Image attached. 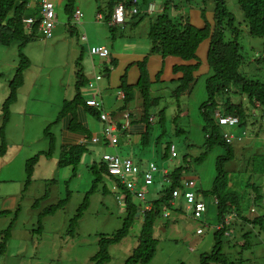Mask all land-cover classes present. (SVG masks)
<instances>
[{
  "label": "rangeland",
  "instance_id": "obj_1",
  "mask_svg": "<svg viewBox=\"0 0 264 264\" xmlns=\"http://www.w3.org/2000/svg\"><path fill=\"white\" fill-rule=\"evenodd\" d=\"M50 1L54 4L56 15L52 38L46 40L35 35V38L23 49L22 53L29 61V67L24 71V85L18 91L20 95L11 114L12 128L15 124L20 127L21 132L24 126L25 149L23 152L27 153L28 158L40 151H48V140L43 130L57 119L56 115L61 108L62 100L74 86L76 73L81 70V75L86 78L92 70V63L96 64L102 60L90 57L86 47L80 41V36L87 33L90 38H100V41L103 40L109 48L117 50L119 40H123L122 36L125 37L133 28L132 25H128L124 30L125 24L110 28L103 16L100 21H97L98 4L95 0H75L74 7L83 14L81 24H76L73 16L70 20L68 19L64 12L63 0ZM150 1L157 7L167 2V0ZM171 1L175 5H179L180 1L186 3L185 0ZM188 1L181 11L188 17L191 16L192 21H196V24L191 21L192 24L201 27L199 16L192 10L197 7L214 8L215 0ZM104 2L105 0H102L100 3L104 5ZM224 4L226 10L234 18V26L239 29V52L244 58L239 68L240 73L264 82V63L258 61L262 54L263 39L248 34L247 25L237 0H224ZM170 5L169 3V9H171ZM138 9L140 14H144L143 7H138ZM157 12L158 8L152 15H142L140 19L133 18L135 25H139L135 32L141 34L142 29L154 20ZM195 12L198 13V11ZM229 32L230 30L225 32L226 39L230 37ZM106 37L110 40H105ZM200 47L201 45L198 48V51L200 50L198 57L203 62L205 58ZM19 61L16 43L9 47L0 46V95L7 92L6 97L8 96L9 82L15 75ZM207 71L196 76L197 80L192 93L189 96L180 97L178 101L170 95V89L173 86L168 90L162 89L163 91L156 90L160 86L151 88L153 95L161 97L158 108L150 110V113L155 115V121L151 124L149 141L140 148L134 147L131 155L132 159L143 167L152 161L159 169V172L154 175V184L149 188H144L146 201L156 197L151 191L160 186L157 177H161L162 170L171 171L174 168L186 166L184 177L194 178L196 188L207 190L212 186L216 176L217 161L227 154V150L224 146L216 144L206 151L204 145L205 133L202 127L205 124V117L201 106L207 102L205 84L206 78L210 75L208 69ZM98 73L103 78V69L98 70ZM238 91V88L231 87L223 96H215L216 104L219 106L223 98L224 100L229 98L232 103H240L245 111L250 113L246 97L240 96ZM205 108L207 112H212L211 118L214 120L213 111H221L218 107L214 109L211 103H208ZM162 109H164L163 121L159 124V111ZM253 110H255L254 115L248 117L245 124L238 125L231 130L227 127H217L220 135L225 131L236 135L242 132L239 129L246 131V137L242 142L231 144L233 157L222 161L223 169L228 172L233 189L243 197L249 191L250 186L247 185L249 183L261 185L263 189L261 191L259 189L257 193L264 192V140H262L264 139V111ZM59 125V123L54 124L49 130L55 134L57 139L59 138ZM176 129L179 132L175 134ZM98 138L101 139L102 135ZM249 141L252 143L247 147ZM168 142L175 146L177 157L174 159H170L168 152L165 156ZM9 145H11L10 141ZM99 146V144L87 146L88 151L82 157L83 161L73 177H71L70 167L58 168V158L40 157L34 165L30 181L19 184L21 186L17 202L19 209L16 207L17 209L11 215L8 213L0 215V231L5 230L12 223L11 236L5 253L0 257V264H92L90 259L98 251L99 236L115 233L122 227L126 217L124 204L116 199L118 194L112 187L113 178L103 175L101 182L94 185L90 192L94 179L90 168L94 162L98 163L101 160L104 152L110 151L104 146ZM118 147H120L119 144ZM201 154H204L203 159L195 162L194 160ZM185 156L189 161L184 162ZM164 186L166 187L165 184ZM0 188L1 191L13 190L12 187ZM86 196H88V207L74 232L68 233L69 221ZM179 199L175 208L168 210L170 214L168 218H164L162 214L156 221L153 234L157 240V247L148 264H200V255L210 253L213 248V227L217 224L213 198H205L207 211L200 221L192 219L190 212L186 210L184 201ZM260 199L255 205L251 204L248 199L243 201L242 207L245 212L248 211L247 217L250 219L255 216L264 217V195ZM62 200H65L62 209L38 221L39 213ZM135 203L141 206L144 204L138 200H135ZM250 206L256 212L252 216L249 215ZM203 221H206L210 227L203 228ZM140 222V219H136L127 236L109 247L110 259L106 264L125 263L138 245ZM198 229H203V233L197 234ZM229 233L231 237L223 239V251L228 255L232 264H264V225L263 228L258 226L251 228L236 223L231 226ZM245 233L248 234L247 240L250 244L243 249L241 246L245 239L242 234Z\"/></svg>",
  "mask_w": 264,
  "mask_h": 264
},
{
  "label": "trees",
  "instance_id": "obj_2",
  "mask_svg": "<svg viewBox=\"0 0 264 264\" xmlns=\"http://www.w3.org/2000/svg\"><path fill=\"white\" fill-rule=\"evenodd\" d=\"M95 1L98 4L97 13H100L107 23L117 4L122 3L126 8H129L133 0H105L104 5L100 3L102 0ZM142 1L145 0H141V2ZM185 1L186 3L180 1L179 5H175L171 0H167L163 5V9L160 12H157L154 20L150 21L147 33V38L150 42L149 54L159 55L162 58L168 56L176 57L183 62L182 65L173 67V72L180 73L181 77L177 80H172L171 83L173 88L169 87L171 88L170 95L178 101L180 97L189 96L192 93L197 80L195 73L200 67V61L197 58V51L204 41H209L206 63L210 75L206 78L205 84L207 102L201 106L205 117V124L202 127V130L205 133L204 145L206 151L210 150L216 144L224 146L227 150V154L219 158L217 161L215 167L216 176L210 189H198L196 188L197 184L195 183L193 192L196 195L199 194L197 199L204 203L205 198H213V204L216 206L217 224L222 223L224 218L231 213H235L238 220L231 221L221 230L213 229V248L210 253L200 255V264H232L228 255L223 251V239L224 237L229 238L225 234L229 232L231 226L237 223V221H241L240 224L250 226L251 228L254 226L263 228L264 217L255 216L253 219L246 218L242 214V203L245 199H248L251 204L255 205L261 200L260 197L264 195V192L261 194L257 193L259 189L260 191L263 189L262 186L257 185V183L247 184L250 187L245 197H243L242 194H237L233 189V184L231 183L228 172L223 169L222 163L224 159H231L233 157L234 152L232 145L224 142L222 135L217 131L219 125L217 121L215 122L216 119L214 120L211 118L212 112H207L205 106L208 103H211L214 109L215 107L221 108L220 113L222 115L236 116L239 120V125L245 124L247 118L254 115L255 110L253 109L264 111V82L251 79L239 71V68L244 61V58L239 52V29L234 26V18L231 13L226 10L224 0H215V6L213 8V24L205 22V25L202 28L191 24L189 18L182 14L181 8L189 2L188 0ZM141 2H139V4H141ZM63 3L64 12L70 20L75 10V0H63ZM169 3L171 4V9L168 7ZM30 4V0H0V46L9 47L13 43H16L18 56L20 58L15 75L9 82L8 96L5 98L1 106L0 158L3 157L7 151L5 129L10 117V107L16 101L17 93L24 83V71L29 67V61L25 58L22 51L25 46L35 38V35H40L38 32L40 22L39 8H32ZM237 4L246 22L248 34L252 37L263 39L262 54L258 61L264 63V0H237ZM205 12V9L201 8V16L203 18ZM141 16L142 14L140 13L133 15L134 18L137 17L139 19ZM27 18H32L34 21L31 28L28 29L25 28L23 22V20ZM226 30H230V37L228 39L225 38ZM146 65L147 58H144L137 64L139 76L135 85L126 83V74L121 77L120 84V89L125 95L120 111H124L130 103L134 102L136 97L141 102L139 121L145 126V131L141 136L142 145H145L149 141V135L152 129L149 118L155 116L150 113V110L152 108H158V104L161 100V97L153 95V92H151L153 84L161 83V71L158 72L154 81L151 82ZM104 71L105 73H109L108 68ZM87 84L88 79L81 75L80 70L76 73L73 97L62 101L57 119L53 123L47 125L43 130V134L48 140V151L39 152L25 161V182L28 183L30 181L34 165L37 164L39 158L41 156L50 158L53 154L56 139L55 135L49 131L52 125L59 123L68 115L70 117L68 130L71 132H85V128H83V126L77 121L76 111L78 107H83L91 114L96 115L99 119V111L95 108L88 107L85 104L83 92L84 89L87 88ZM231 87L238 88L240 96L244 95L246 97L250 106V113L246 112L245 108L240 103L234 104L229 98L225 100L223 98V101L219 106L216 104L215 96H223L231 89ZM160 90L162 89L159 88L158 91ZM216 111L217 110H215V112ZM215 112L213 111V113ZM163 113L164 109L159 111V124L163 121ZM177 132L179 131L176 129L175 134ZM171 145L174 146L171 142L166 144L165 156H167L168 152L170 157L169 149ZM84 153L85 148L80 144L65 148L63 147L59 153L57 164L59 167H70L72 172L71 177H73L76 175ZM203 155L204 154H201L194 161H201ZM183 160L184 162L189 161L186 160V156ZM186 168V166H180L168 172L167 177L169 179V184H166V187L164 186L158 199L149 201L151 202L152 207L149 211H144L143 213L141 212L142 206L135 203L132 195L122 185L117 184V188L115 189L116 194H118L117 196L121 195L122 197L121 203L124 204L126 217L123 221L122 227L115 233L99 236L97 241L98 251L90 259L92 264H106L109 261V247L119 243L127 236L136 219L141 220L138 234V245L133 249L124 264H148L151 261L157 247V240L153 234L157 219L162 216L164 210L168 211L169 209L174 208L170 205L172 191L178 189L182 193L184 191V182L187 180H194V178L189 179L184 177ZM90 170L94 176L90 192H92L94 185L101 182L103 175L111 178L107 174L106 166L101 160L98 163L94 162ZM64 204L65 200H62L55 205L48 206L39 213L38 221L43 217L54 215L58 210L64 207ZM35 205H37L36 202ZM87 207L88 196L84 198L82 204L77 208L76 213L70 219L68 233L74 232L75 227L81 220ZM169 216L170 214L168 217ZM203 222L207 227L204 226ZM203 222V228L210 227L206 221ZM11 228L12 223L9 224L5 230L0 231V257L6 251L11 236ZM242 235L245 241L241 247L245 249L250 243L247 240L248 234L245 233Z\"/></svg>",
  "mask_w": 264,
  "mask_h": 264
},
{
  "label": "crops",
  "instance_id": "obj_3",
  "mask_svg": "<svg viewBox=\"0 0 264 264\" xmlns=\"http://www.w3.org/2000/svg\"><path fill=\"white\" fill-rule=\"evenodd\" d=\"M136 2H137L138 7H143V11H146L148 5L152 4L154 6L155 11L158 8V12H160L163 9V5H164L163 4L162 6L157 7L150 0H148V1L145 0L142 2H141V0H136ZM139 2H141V4H139ZM30 6L32 8L37 7L33 3H31ZM155 11L153 13H155ZM192 11L199 16L198 20H199V23L201 25V27L198 26L199 28H202L205 25V22H207L208 24H213V7H206L205 8L206 12H205L204 18L201 16V8L200 7H197V9H193ZM195 11H198V13H196ZM152 14H147V15H152ZM182 14L185 17H188L183 12H182ZM133 18H134L133 15L132 16L129 15L126 17L125 23H124L125 24L124 30L127 28L128 25H132L133 28L130 30V32L127 33V35L125 37L120 34L122 36L123 40H119V42H118L119 47L117 50L109 48L107 45H105L103 40L100 41V38H98V39H95V37L90 38L89 35H87V33L86 34L84 33V35L86 36V39H87L86 42H82L83 45L86 47L87 51H88L89 46H104V47L109 49L110 58L108 60H104V61L99 60L96 64L92 63V67H91L92 70H91V72H89V75L86 77L88 79V82H89L90 80L93 79V76L95 74H97L98 70L103 69V72H104L103 78H105V79L102 78L97 83V91L98 92L96 90H94V92H92V91L88 90L87 88H85L83 93H84V99L85 100L89 99L92 94H96L97 100L99 102H101V108H100V110H98L99 113L101 111L105 112L108 115V122L111 125H114L116 128V133L118 135L117 145H115V147H113L110 144H108L107 141L104 140L103 137L101 139H99L98 137H100L102 135L103 124L96 117V115L91 114L89 111L85 110L83 107H78L77 111H76L77 121L79 124H81L83 126V128H85V132H78V131L77 132H71V131H69L68 125H69L70 117L68 115L65 116L59 122V124H60L59 125V133H58L59 138L57 139L55 136V139H56L55 148H54L53 154L50 158H52V157L58 158L59 153L61 152L63 147L65 148V147L80 144V145H82V147L85 148V152H87L88 151L87 150L88 145H90V144L98 145L99 144L100 145L99 147L104 146L105 148L110 150V151H106L104 153L116 154L120 158H129L134 162V164L137 165V167L141 171H143L147 168V166L143 167L140 163H136L135 160H133L131 157L132 150H134V147L140 148L142 146L141 136L145 131V126L142 122L139 121V116L141 114V109H140L141 102L137 97L134 100L133 104L130 103L124 111H120V108L123 105L124 99L121 100L116 95V93L118 90L122 91L120 89L121 77L124 74H126V77H127L126 83L130 84V85H135L137 83V79L139 76L137 64L139 62H141L144 58H147L146 67H147L149 76L151 78V82L154 81L158 72L161 71V73H160L161 83L153 84V86H155V87L160 86V87L156 88V90H158L159 88H161L163 90H168L169 87H172L171 81L177 80L181 77L180 73H174L173 72V67L182 65L183 62L176 57L168 56L166 58H162L159 55H150L149 54L150 42L147 38V33H148L150 23L147 26H145V28H147V29H145V28L142 29V32L140 34L138 32H135L136 30H138L139 25H135L136 22L134 21ZM188 18H189L190 23H191V21H192L191 16ZM198 20H197V22H198ZM192 22L196 24V21L195 22L192 21ZM107 25H108V23H107ZM108 26L110 27V25H108ZM112 27H116V26H111L110 28H112ZM196 27H197V25H196ZM91 32L93 33V31H91ZM39 37H41V36L39 35ZM106 39L110 40L109 37H106L105 40ZM200 49H202V54L204 55L205 59L202 60L203 62H201L199 60L200 61V67H199L198 71L195 73V76H197L201 72H208L207 71L208 66H207L206 60H207V53H208V49H209V41L208 40L204 41L201 44ZM199 51H197V58L198 59H199V57H198ZM106 68L109 69V73H105L104 70H106ZM23 85H24V83H23ZM6 95H7V92L0 95V115H1V106L3 104V101L5 100ZM19 95L20 94L17 93V98H16L15 103H13V105H14L13 108H11V110H10L9 121H8L6 129H5L6 142L8 143L7 151H6L5 155L0 158V187H7V188L12 187L13 190L9 191V189H6L4 191H1V188H0V215H4L5 213H8L11 215L18 208L17 202H18V197L20 196V193H21L20 192L21 186L19 184L21 182L25 184V178H26L25 161L29 158L27 157V153H24L25 151L23 152V150L25 149L24 148V141H25L24 126H22V128H21V132H20L19 126H16L15 124H14V128H12V126H11L12 125L11 124L12 123L11 114L13 112V109H15V105L18 101ZM73 95H74V86H73L71 92L67 93V96L65 97V99H71L73 97ZM59 111H60V109H59ZM126 114H128V126H127V128H123L122 125L125 122L124 117ZM263 115H264V112H263ZM149 121L151 124H153L155 121V116H151L149 118ZM0 125H1V117H0ZM227 129L231 130V128H227ZM239 131L244 132L245 136L244 137L241 136L242 132H240V134H238V135L235 134L238 137L241 136V139L236 140V142H234L233 145L236 143L242 142L244 140V138L246 137V131L240 130V129H239ZM225 133H231V132L225 131ZM94 137H97L99 139V141L97 143L92 142V139ZM16 138H17V140H16ZM256 138H258V136ZM262 140H264V139H262ZM9 141L11 142V145H9ZM250 141H249L247 147H249V144L252 143ZM20 142H21V144H20ZM118 144L120 147H118ZM244 145L246 146V144H244ZM241 149H242V147H241ZM40 152H43V151H40ZM41 157H43V156H41ZM44 158H46V157H44ZM82 161H83V158L81 160V163H82ZM149 163H153V162L150 161ZM58 168H59V166H58ZM60 168H62V167H60ZM70 171H71V168H70ZM157 179L160 181V186L155 187L151 191V192H153V195H156V197L152 198L153 200L158 199L160 197L161 191L164 189V183L162 181V175H161V177L160 176L157 177ZM189 179H193V178H189ZM137 181H138V188L143 190L145 187L142 185L141 178L140 177L137 178ZM153 184H154V182H153ZM112 187L114 189V184L112 185ZM146 188H149V187H146ZM157 188H159V189H157ZM18 189H19V191H18ZM17 191H18V193H17ZM179 200H181V199H179ZM134 201H135V199H134ZM251 209H254V208L252 206H250L248 208L249 215H251L250 214ZM242 210H243L242 214L246 218L250 219L249 217H247L248 211L245 212L243 208H242ZM240 222L241 221H237V223H239V224H240ZM140 224H141V222H140Z\"/></svg>",
  "mask_w": 264,
  "mask_h": 264
},
{
  "label": "built area",
  "instance_id": "obj_4",
  "mask_svg": "<svg viewBox=\"0 0 264 264\" xmlns=\"http://www.w3.org/2000/svg\"><path fill=\"white\" fill-rule=\"evenodd\" d=\"M30 3L35 4L39 8L40 13V22L38 26V32L43 39H51L53 35V31L55 29V20L56 15L54 13V4L50 0H30ZM136 0L132 1V4L129 8H126L124 4L119 3L113 9L111 17L107 22L110 26H119L125 23V19L127 16L137 15L139 13V9L136 6ZM155 11L154 6L149 4L147 10L144 12L145 14H152ZM83 14L82 12L75 8L73 12L74 21L76 24H81V18ZM102 19V15L97 13L96 20L100 21ZM25 24V28H31L34 21L32 18H27L23 20ZM86 36L81 35L80 41L86 42ZM88 54L90 57H96L102 60H108L110 57L109 49L104 46H89ZM102 79L100 73L95 74L93 79L90 80L87 84V89L94 92L97 91V83ZM98 92V91H97ZM116 95L123 100L125 95L122 91L118 90ZM85 104L88 107L95 108L100 110L101 102L97 100L96 94H92L91 97L85 100ZM214 117L220 127L233 128L239 124V120L236 116L233 115H222L220 112H215ZM125 122L122 125L123 128H127L128 126V114L125 115ZM99 120L103 124L102 128V137L107 141L111 146L117 145L118 135L116 133V128L114 125H111L108 122V115L101 111L99 115ZM242 137L245 136V133L242 132ZM241 136L238 137L233 133H225L222 135V138L226 144H233L234 140H240ZM99 140L97 137L92 139L93 143H97ZM170 159H174L177 154L175 147L173 145L170 146ZM101 161L105 164L107 174L113 178L114 180V188H117V184L122 185L135 200L143 202V206L141 208V212L149 211L152 207L151 202L146 201V192L145 190H141L138 188L137 178H141L142 185L146 188L151 186L154 182V175L159 172L158 167L155 163H149L147 168L141 171L134 162L129 158H120L116 154L104 153L101 156ZM168 171L162 170V181L164 184H169V179L167 177ZM184 191L181 193L178 189L172 191V200L170 205L175 208L177 200L182 198L185 203L186 210L190 212L192 219L200 221L202 220L204 214L206 213V205L203 201H199L197 198L199 194L196 195L193 190L195 188L194 180H187L183 184ZM119 203L122 202V197L117 196L116 198ZM216 202V201H215ZM255 213L254 209L250 210V214L253 215ZM169 213L167 210L163 211V216L168 217ZM238 220L237 215L235 213H231L224 218V221L220 224H217L213 227L214 230H221L224 226L228 225L231 221ZM204 223V222H203ZM204 226L206 224L204 223ZM203 229H198L196 231L197 234H201ZM227 237H230V233L225 234Z\"/></svg>",
  "mask_w": 264,
  "mask_h": 264
},
{
  "label": "water",
  "instance_id": "obj_5",
  "mask_svg": "<svg viewBox=\"0 0 264 264\" xmlns=\"http://www.w3.org/2000/svg\"><path fill=\"white\" fill-rule=\"evenodd\" d=\"M137 216H138V213H137Z\"/></svg>",
  "mask_w": 264,
  "mask_h": 264
},
{
  "label": "bare ground",
  "instance_id": "obj_6",
  "mask_svg": "<svg viewBox=\"0 0 264 264\" xmlns=\"http://www.w3.org/2000/svg\"><path fill=\"white\" fill-rule=\"evenodd\" d=\"M102 142V141H101ZM114 184V183H113Z\"/></svg>",
  "mask_w": 264,
  "mask_h": 264
}]
</instances>
